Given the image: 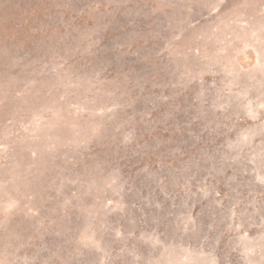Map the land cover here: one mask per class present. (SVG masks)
<instances>
[{
  "label": "rangeland",
  "instance_id": "1",
  "mask_svg": "<svg viewBox=\"0 0 264 264\" xmlns=\"http://www.w3.org/2000/svg\"><path fill=\"white\" fill-rule=\"evenodd\" d=\"M0 264H264V0H0Z\"/></svg>",
  "mask_w": 264,
  "mask_h": 264
}]
</instances>
